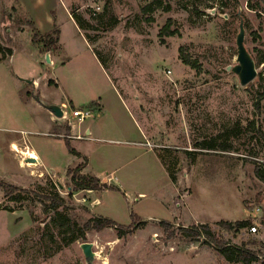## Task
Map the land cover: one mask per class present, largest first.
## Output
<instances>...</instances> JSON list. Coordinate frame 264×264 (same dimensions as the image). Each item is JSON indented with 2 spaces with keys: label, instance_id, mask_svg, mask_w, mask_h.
<instances>
[{
  "label": "rangeland",
  "instance_id": "rangeland-1",
  "mask_svg": "<svg viewBox=\"0 0 264 264\" xmlns=\"http://www.w3.org/2000/svg\"><path fill=\"white\" fill-rule=\"evenodd\" d=\"M41 1L64 25L53 65L27 56L30 34L12 39ZM150 3L161 4L145 11ZM69 7L95 48L71 25ZM241 18L258 70L245 86L231 70ZM168 20L178 33L160 35ZM0 42L15 49L0 65V180L36 190L16 202L0 187V264H86L84 242L94 243L93 264H245L229 262L204 238L183 236L181 228L194 224L248 244L258 253L250 264H264V181L255 172L257 163L264 169V0H0ZM181 48L200 71L182 61ZM32 88L65 102L59 125L71 122L90 137L69 139L78 158L54 134L59 125L49 111L25 102ZM86 108L93 112L80 122L73 110ZM219 134L232 151L198 145ZM11 139L37 151L42 164H30ZM86 161L90 174L111 176L100 179L117 188L74 191L71 203L67 169ZM49 190L75 206L66 212L81 224L98 215L130 224L133 213L143 221L124 237L109 226L70 241L78 229L52 220L55 211L41 202ZM238 220L252 224L236 232L220 224Z\"/></svg>",
  "mask_w": 264,
  "mask_h": 264
},
{
  "label": "trees",
  "instance_id": "trees-1",
  "mask_svg": "<svg viewBox=\"0 0 264 264\" xmlns=\"http://www.w3.org/2000/svg\"><path fill=\"white\" fill-rule=\"evenodd\" d=\"M159 4L150 3L144 7L145 11L152 12L157 8ZM73 17L79 24V26L85 30L86 27L83 23V19L76 11L72 12ZM230 15V14H229ZM171 20L161 28L160 35H175L178 33V30L171 29ZM31 23V22H30ZM60 30L58 27H55L51 32L42 34L36 28L33 29V41L35 43H42L43 49L45 51H49L52 48L58 47ZM87 39L90 41L91 38L86 34ZM0 52L3 57L10 56L13 53L12 48H9L3 45L0 42ZM180 58L182 61L191 66L192 68L201 70V64L197 59H193L190 55L183 51L181 48ZM96 106V103H93V106ZM67 131H70V126H67ZM259 132L263 134L262 130ZM66 134H68L66 132ZM68 136V135H67ZM65 136L66 143L69 149V152L80 156L81 154L72 147L69 138ZM223 134H219L213 136L209 139H204L199 142V146L203 149H216L223 151H232L233 147L226 140H220ZM256 156V155H255ZM87 161L85 163H80L75 167H69L67 169V175L70 181V187L72 191L68 194L69 201L73 203V195L74 191L78 190H100L102 188L107 189H115L117 186L114 184H107L103 182L98 176L84 173L83 169L87 165ZM260 163L256 165V175L259 179L264 181V169L260 167ZM0 187L4 192L5 196L9 197L12 201L21 202L25 199H28L29 195L32 193H36L35 189H26L20 186H17L12 183H8L4 180H0ZM55 187V186H52ZM47 200H49L50 204L46 206ZM41 202L45 203V210L53 209L55 211V215L52 217V220L55 222H60L61 224H67L69 222L73 223V226L77 227L78 233L72 237H70V241H73L78 238H85L86 233L91 230L101 231L106 227H114L117 231L119 237H124L131 233H134L139 225L142 223V217L137 214H132V222L130 224H121L109 217H105L102 215H98L93 217L92 219L87 220L84 224L79 223L78 220L73 219L66 210H72L75 208L74 205L68 204L66 198H63L58 192L49 190L43 193L41 197ZM264 224V220L262 222ZM164 226H169L167 222L162 221ZM223 229L228 231H239L242 228L248 227L252 224L250 220H238L235 222L232 221H221L220 222ZM182 235L190 240H199L201 238L205 239V242L216 249L219 253H221L226 260L229 262H244L245 264H250L252 261L258 258V253L248 248V244L236 245L231 244L228 241H225L222 236L218 235L209 224H194L189 227H182Z\"/></svg>",
  "mask_w": 264,
  "mask_h": 264
},
{
  "label": "crops",
  "instance_id": "crops-1",
  "mask_svg": "<svg viewBox=\"0 0 264 264\" xmlns=\"http://www.w3.org/2000/svg\"><path fill=\"white\" fill-rule=\"evenodd\" d=\"M41 2H39L37 9L35 8V9L29 11V17H26L28 25L26 27H23V30L20 31V33L17 32L18 34H16V36L12 35V37H13L12 39L14 41L15 37L16 38L21 37L24 33L30 34L31 35V39H29V42H27V45H28L27 49H29L26 52L27 56H28V54L32 55V53L34 52L38 57L41 55L42 59H44L45 62H46V54H47V52H49L50 53V59H51L52 62L51 63L46 62V63H48L50 65H53L56 61H59V57L61 56V47H62V44H63L62 38H63V35H64V29H63L64 25H61V27H59L60 35H59L58 47L54 48V50H55L54 52H53V48L51 50H49V51H45L43 49L42 43H35L33 41V39H32L33 38V29L34 28H36L40 33L46 34V33L51 32L55 27L58 26L56 18L54 16V10H52L50 8V4H47L46 1L45 2L41 1ZM44 7H46L45 10H44ZM68 12H69V21H70L71 25L73 26V28L75 29V31L80 36V38L83 40L84 44L90 49L91 48H95L94 45L87 39L85 30H83L79 26V24L77 23V21L73 17V15H72L73 11H72L71 7L68 8ZM59 45H61V47ZM12 50H13L12 55L6 56V57H3L2 53L0 52V65L3 64L7 59H9V57L10 58H14L15 49L12 48ZM51 79L52 78L49 79V82H48L49 84H53V79L52 80ZM38 80L39 79L36 78V77L32 79L31 83L34 85L33 86L34 89H36V87H38ZM34 89H33V93H31L30 90H27V91L25 90V95H23L24 99H25V102L27 104H29V105L35 106L36 109H42L43 108V109H46L47 111H49L50 115L52 116L51 121L53 123L55 122L56 126H58L59 125V122H58L59 119L62 120V118L64 116L61 117V118L55 116L50 110H48L45 106H43L42 101L50 103V104H56V105H58V103H54L53 100L47 99V96H45V92L42 93V97H40L41 101L38 100V95L35 94V90ZM64 104H65V102H62L60 104V106L63 107ZM97 104H99V103H96V106H97ZM96 106H94L95 109H96ZM80 122H82V121H80ZM68 125L70 126V131H67V128H68L67 126ZM65 130H66V132L68 134H66ZM80 130H81L80 126H75V124H71V122H70V124H64L63 126L59 125L58 131H55L54 134L57 135V136H60V137H65V136L68 135L67 137L69 139H72L71 142L74 141V140L82 141V140H85L86 138H90V137H86L85 135H83V133H81ZM86 131H87V133H89V135L92 132L91 128H88V127H87ZM63 134H64V136H63ZM10 144L13 145L14 151H17L18 147L21 148V150H25L26 149V150H28V152L30 150H32L33 152H35V154L39 158V165L42 164L41 163L42 159H41L40 155L34 149H27V148H25V146L22 143L14 140V139H11ZM77 150L80 151L78 148H77ZM70 154H72V153H70ZM25 155H26L25 156L26 158H29V156L27 154H25ZM72 155H74V154H72ZM74 156L77 157V155H74ZM88 166H89V162L87 163V165L83 169L84 173H90V172H88V169H87ZM101 179H104L105 181H107L109 183H110V181H113L111 176L107 177V178H101ZM86 192L87 193H92L93 190H86Z\"/></svg>",
  "mask_w": 264,
  "mask_h": 264
},
{
  "label": "water",
  "instance_id": "water-1",
  "mask_svg": "<svg viewBox=\"0 0 264 264\" xmlns=\"http://www.w3.org/2000/svg\"><path fill=\"white\" fill-rule=\"evenodd\" d=\"M215 12V10H213ZM227 16V15H226ZM245 38V25L244 20L241 18L240 21V30L239 34L237 36V64H235L233 67H231V70L237 74L238 78L240 79L241 85L245 86L248 83H250L256 76H257V66L256 61L249 52V50L246 48L244 43ZM46 62L51 63L50 59V53L47 52L46 54ZM38 100L41 101V99L38 97ZM43 106H45L48 110H50L55 116L57 117H63L64 116V110L61 106L56 104H50L47 102L42 101ZM27 161L34 162L36 161V158L29 157L27 158ZM60 186H63L60 184ZM69 189H71L69 187ZM94 243L91 242H84L81 244V248L85 257L86 264H93L94 259L96 257V253L93 250Z\"/></svg>",
  "mask_w": 264,
  "mask_h": 264
},
{
  "label": "built area",
  "instance_id": "built-area-1",
  "mask_svg": "<svg viewBox=\"0 0 264 264\" xmlns=\"http://www.w3.org/2000/svg\"><path fill=\"white\" fill-rule=\"evenodd\" d=\"M91 112H93V110L91 108H86V109H74L73 110V115L74 117H78L79 121H83L84 119H86L88 116L91 115ZM256 226H252L251 230L256 231Z\"/></svg>",
  "mask_w": 264,
  "mask_h": 264
},
{
  "label": "bare ground",
  "instance_id": "bare-ground-1",
  "mask_svg": "<svg viewBox=\"0 0 264 264\" xmlns=\"http://www.w3.org/2000/svg\"><path fill=\"white\" fill-rule=\"evenodd\" d=\"M18 152H19V150H18ZM21 154H27L29 157H33V158H36V161H34V162H31L30 164H39V158H38V156L35 154V152H33L32 150H30L29 152H28V150H22L21 152H20ZM29 164V163H28Z\"/></svg>",
  "mask_w": 264,
  "mask_h": 264
}]
</instances>
